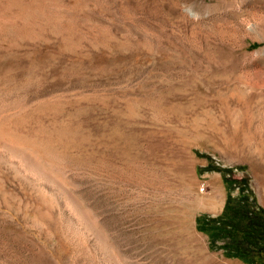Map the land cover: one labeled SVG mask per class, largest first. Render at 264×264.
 I'll return each instance as SVG.
<instances>
[{
  "label": "rangeland",
  "instance_id": "374dc122",
  "mask_svg": "<svg viewBox=\"0 0 264 264\" xmlns=\"http://www.w3.org/2000/svg\"><path fill=\"white\" fill-rule=\"evenodd\" d=\"M0 118L94 222L0 157V264H246L195 217L264 208V0H0Z\"/></svg>",
  "mask_w": 264,
  "mask_h": 264
},
{
  "label": "trees",
  "instance_id": "16d2710c",
  "mask_svg": "<svg viewBox=\"0 0 264 264\" xmlns=\"http://www.w3.org/2000/svg\"><path fill=\"white\" fill-rule=\"evenodd\" d=\"M195 224L207 235L210 248H222L224 255L238 257L246 264H264V208L253 197L240 202L227 194L219 214H198Z\"/></svg>",
  "mask_w": 264,
  "mask_h": 264
},
{
  "label": "bare ground",
  "instance_id": "6f19581e",
  "mask_svg": "<svg viewBox=\"0 0 264 264\" xmlns=\"http://www.w3.org/2000/svg\"><path fill=\"white\" fill-rule=\"evenodd\" d=\"M0 137L4 138L3 141H5V139L9 140V143L5 142L4 145L0 146V157L3 160L10 162L11 164L14 163V167L23 176L30 177L31 179L34 180L35 183H39V181H41L40 179H42V178L43 179H45V178L54 179V180H58V182L61 184L64 183L61 175H59V173H57L58 171L54 170V168H55L54 166L58 167V165L54 161L51 162V164H49L50 166L43 165L39 161L40 156H39V154H37L39 152V150H37L33 146H29V148L26 146L27 148L25 150H23L25 155H22L23 152L21 153V148H19L20 147L19 144L21 143L20 139H19V141L16 140V138L13 139V137H15V136H13V137L8 136L6 138L5 134H4V136H3V134L1 135V132H0ZM33 150H36L37 153L35 154L34 153L35 151L32 152ZM54 180H52V181H54ZM57 186H59V185H57ZM60 187H61V185H60ZM60 187H58V188H60ZM64 187L65 186H63V184H62V187L60 188V190L62 192L61 193L62 194V202H63L64 206L69 211H72L74 213V215L77 217V220L79 221V223H81V224H93L94 222L90 218H88L86 214H84V212H88V211H86V210L84 211L81 208L79 209V207H78V206H80L79 200L75 196L69 194V192L67 191V188L66 187L64 188Z\"/></svg>",
  "mask_w": 264,
  "mask_h": 264
}]
</instances>
